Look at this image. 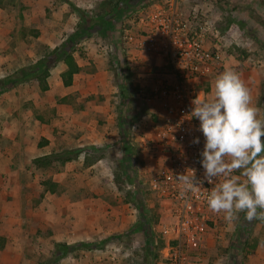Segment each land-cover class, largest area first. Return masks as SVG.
<instances>
[{"label": "rangeland", "instance_id": "obj_1", "mask_svg": "<svg viewBox=\"0 0 264 264\" xmlns=\"http://www.w3.org/2000/svg\"><path fill=\"white\" fill-rule=\"evenodd\" d=\"M22 1L3 0L0 7V21L8 16L12 25L0 30V264L93 262L103 253L119 264H164L163 241L155 228L158 232L167 211L150 191L168 154L156 142L163 115L153 109L160 102L145 103L136 96L160 73L148 33L159 37L153 20L161 10L177 12L191 31H202L205 48L220 56L213 70L192 85L205 98L215 78L232 68L248 85L253 105L264 118V0H144L145 13L155 9L148 16L150 27L142 30L140 16L126 23L120 34L125 46H120V53L122 48L129 51L126 59L121 55L118 58L124 60H117L115 50L109 51L110 44L101 39L116 92L110 91L107 100L101 95L86 97L87 103L103 98L116 106L117 119H109L110 111L99 112L95 100V106L83 108L85 145L55 143L48 149L47 135L60 142L67 133L56 125L64 117L62 110L80 107L69 95H48L47 80L51 74L56 77L55 70L63 63L52 58L79 26L82 29L97 18L92 12L81 19L73 2L55 0L57 8L46 6L40 16L34 11L29 26L24 24V13L31 9ZM36 2L32 0V9ZM69 21L76 23L73 33L61 31ZM51 24H58L59 31L50 32ZM94 37L87 33L74 45L73 55L84 64L82 72L96 71L93 51L79 45ZM49 59L54 65L48 75H37L36 65ZM125 72L133 75L132 83L127 96L118 99ZM46 157L53 158L49 166L45 161L35 164ZM47 181L57 185L55 193L43 185ZM204 237L199 250L188 254L187 264H264V219L248 221L239 213L235 221L227 222L222 213L215 214ZM81 243L94 244L101 252L77 249L61 256L62 246Z\"/></svg>", "mask_w": 264, "mask_h": 264}, {"label": "built area", "instance_id": "obj_2", "mask_svg": "<svg viewBox=\"0 0 264 264\" xmlns=\"http://www.w3.org/2000/svg\"><path fill=\"white\" fill-rule=\"evenodd\" d=\"M153 21V30L159 37L149 32L151 43L148 46L161 58L165 72L150 86H142L139 95L147 101L158 97L166 118L156 133V142L168 154L163 170L150 184V191L166 206L167 214L165 222L158 232L155 228V232L163 241L160 255L164 264H187L188 254L199 250L216 214L210 211L206 199L214 185L205 183L200 192L181 198L175 176L187 168H195L197 176H203L199 152L203 149L204 138L198 131L199 120L190 115L195 98H203L192 87V81L213 70L220 56L206 49L202 31H191L177 12L161 10ZM195 137L200 138V144L192 143Z\"/></svg>", "mask_w": 264, "mask_h": 264}, {"label": "clouds", "instance_id": "obj_3", "mask_svg": "<svg viewBox=\"0 0 264 264\" xmlns=\"http://www.w3.org/2000/svg\"><path fill=\"white\" fill-rule=\"evenodd\" d=\"M260 112L248 85L232 68L215 78L209 95L195 98L190 115L200 122L204 143L199 163L204 171L198 177L195 168H187L175 176L181 198L211 184L208 208L222 213L225 221H235L239 213L248 221L264 219V118ZM192 143L200 144V138Z\"/></svg>", "mask_w": 264, "mask_h": 264}, {"label": "crops", "instance_id": "obj_4", "mask_svg": "<svg viewBox=\"0 0 264 264\" xmlns=\"http://www.w3.org/2000/svg\"><path fill=\"white\" fill-rule=\"evenodd\" d=\"M69 1L73 2L78 8L81 9L82 12H85L86 15H90L93 12L95 18H97L94 21L96 22L94 25V28L88 31V33H94L96 38L94 37L92 40H85L83 43H79V45H81L83 49L86 48L85 47L86 45L87 49H90L93 51L92 59H94L96 63L95 64L96 71L82 72L84 68L83 62L73 55L74 60L77 63L78 67L82 69L73 76V81L71 85L65 86L63 84L62 74L67 70V67L64 63H61L60 66H58L57 69L55 70V72L57 73L55 78L52 77L53 76L52 74L51 76H49V79L47 80L48 87H49V89L47 90L48 95L52 96L53 94L58 93V92L60 93L62 97H67V95H69V97H71L69 98V100L72 98H75L74 100H77V103L75 105L80 106V107L73 109V110L69 108V111L62 110L64 117L61 121H57L58 123L56 125L63 128L67 133L63 134L62 141L60 142L56 141L55 138L47 135L44 138L45 143H47V145L45 144L46 146L44 145V148H47V149L48 147H51L55 143L60 144V145L69 143V145H74V146H80L82 144L85 145L86 143V139L84 137V135L86 134L85 128H84L85 110H83V108L86 107V105L95 106V100L98 101L96 109L99 112H105V113L110 111L109 119H111L112 121L115 120L114 118L117 117L116 116L117 107L114 105H111L110 102H106L103 99V98H105L106 100L108 99L110 91L113 90L115 93L116 87L111 84V81L114 80V75L109 74V72L107 71L106 65L103 60L104 56L106 57V55L104 51L102 50L103 48H101L103 46L101 42L103 40L104 41L106 40L111 46V47L109 46L108 48L109 51H111V49L115 50V54L117 56L116 59L119 61L120 60L123 61L128 56L127 52L129 53V51H126V49L124 48H122V54L120 53L121 52L120 46L121 45L124 46V41L123 40L120 41V34L127 29L126 23L128 22V25H130V19L134 17H135L134 19H137V16H140L141 25L143 27L142 30L143 31L148 30L150 27L148 16L152 10H155V9H151L145 13L146 8L142 6V4H144V0H69ZM22 2L25 6H27V8L31 9L29 12L28 10L25 11V13L23 12L24 18H26L25 19L26 22H24V24L29 25V26H32V24L34 23L33 21L34 18H31L32 13L34 14L36 12L37 13L36 15L40 16L44 13L43 10L46 6H51L54 9L57 8L55 0H37L36 3L38 4V6L35 9H32V4H31L32 0H23ZM152 4H153V1H152ZM62 7H61L62 13L66 12L67 11L66 7H64V5ZM141 13H144V14H141ZM7 17L8 16L4 17L2 21H0V30L4 29L6 26L7 27L12 26L10 23V20L8 21ZM99 19L102 21L101 23H98ZM65 24H67L66 27L63 26L61 28V31L73 33L76 23L74 21L73 22L69 21ZM110 26L112 27L111 30H109ZM24 31H27V30L23 29V32ZM49 31L50 32L59 31L58 24H51ZM126 44L129 45L128 43ZM142 53L141 55H143ZM121 55L124 59H119ZM151 59H153L154 61L153 57ZM132 78H133L132 74L127 75L125 72V76L123 77V82L119 85V90H121L122 93L121 95H118V99L124 96H127V94H125V91L127 90L129 91L130 83H132ZM143 80L144 79H136L135 81L144 82ZM126 85H128V87ZM90 95H96V96L101 95L103 98L101 99L95 98V99H92L93 102L87 103L86 97ZM83 99L85 101L80 102V100H83ZM118 99L116 98V101H115V103L117 104H118ZM99 100H102V102H99ZM121 103L122 101L119 102V105H121ZM155 108L158 109V113L161 112L160 108L154 107L153 109ZM119 112L121 111L119 110ZM116 130L117 128L115 127L114 131ZM41 134L43 135V133ZM41 150L43 151L44 149H41ZM42 154L43 153L40 152L37 155H42ZM44 154H46V152ZM87 223L88 222H86L85 225H87ZM95 226H97L96 223H95ZM88 228L89 227H87V229ZM89 251L101 252L100 250H98V248L92 249ZM85 252L88 253L87 251ZM88 254L85 257H88ZM106 254L107 253H103V256L101 255L102 259L98 258L97 260L95 259L93 262L91 260L81 261V259H79L78 261L76 260L71 261L70 259L69 260L66 259L65 264H119V261H112V258L108 257ZM149 255L151 256V254Z\"/></svg>", "mask_w": 264, "mask_h": 264}, {"label": "trees", "instance_id": "obj_5", "mask_svg": "<svg viewBox=\"0 0 264 264\" xmlns=\"http://www.w3.org/2000/svg\"><path fill=\"white\" fill-rule=\"evenodd\" d=\"M2 2H3V0H0V7L2 6ZM77 12L79 13V17L81 19L83 17H87L85 12H82L79 9H77ZM104 21H103V23H104ZM101 22L102 21L99 19L98 23H101ZM95 23L96 22H94V24H93V22L91 24H87L82 29H80L81 27L79 26L78 30L75 31L68 38V40L63 44L61 49H59L60 50L59 55L57 57L55 56L54 58L50 57V59L52 58L54 61L60 60L66 65L67 70L62 74V80H63V84L65 86L71 85V83L73 81V76L80 71V68L78 67V65L75 62L74 57H73L74 45L79 38H81L83 35L87 34L89 30H92L94 28ZM239 26H241V28H243L242 27L243 23H240ZM111 29H112V27L110 26L109 30H111ZM50 59L47 61L45 60L44 62H40L39 64L36 65L35 68H36L37 75H38V73H39V75L43 73L44 77H46L48 75L49 67L54 65L53 60L51 61ZM124 149L127 151V147H124ZM52 159L49 157H46L44 159H38L35 161V164H40L41 162L45 161L44 164L46 166H49L50 163H52V161H53ZM67 160H69V159H67ZM43 185L49 190L50 193H55L57 190V185L51 181L44 182ZM62 247H63V250H62L61 256L67 255L71 251L77 250V249L92 250V249L97 248V246L94 244H82V243L79 245L62 246Z\"/></svg>", "mask_w": 264, "mask_h": 264}, {"label": "bare ground", "instance_id": "obj_6", "mask_svg": "<svg viewBox=\"0 0 264 264\" xmlns=\"http://www.w3.org/2000/svg\"><path fill=\"white\" fill-rule=\"evenodd\" d=\"M155 56H156V58H157V60H158V64H156V68H158V70L160 71V73H158V74H156L155 76H154V78L152 79V80H154L155 78H157V76H159V75H162L164 72H165V68L164 67H162V60H161V58L155 53ZM208 73V72H207ZM206 73V74H207ZM206 74H203V75H200V76H198V77H196L195 78V80H197L198 78H200V77H203V76H205ZM192 87L195 89V90H197L193 85H192ZM197 92L199 93V95L202 97V98H204V94L200 91V90H197ZM136 96L139 98V99H142L145 103H152V102H154V101H158V102H160V110H161V112H162V115H163V117H162V119L163 120H160V121H162V123L160 124L161 126H160V128H159V130L161 129V127H162V125H163V123L166 121V118H165V111H164V109H163V107H162V102L160 101V100H158L159 98L158 97H154V98H152V100H150V101H147V98L146 97H144V96H140L139 95V89L137 90V92H136ZM154 100V101H153ZM160 112V113H161ZM158 130V131H159Z\"/></svg>", "mask_w": 264, "mask_h": 264}]
</instances>
